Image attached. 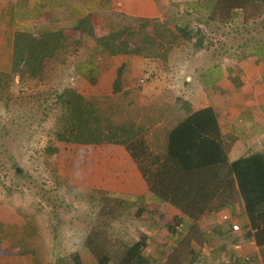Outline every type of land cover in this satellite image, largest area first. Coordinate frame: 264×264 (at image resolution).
<instances>
[{"label":"trees","instance_id":"trees-1","mask_svg":"<svg viewBox=\"0 0 264 264\" xmlns=\"http://www.w3.org/2000/svg\"><path fill=\"white\" fill-rule=\"evenodd\" d=\"M263 10L264 0H217L210 15L200 22L207 23L215 31L223 24H240L229 32L240 34L251 31L257 34L252 24L262 16ZM81 21L77 22L78 25ZM192 27H178L180 34L176 35L158 21L149 23L141 19L133 25H125L100 36L96 40V48L103 56L137 54L164 58L167 47L163 42H175L180 37L188 42L194 34L197 43L202 41V30H193ZM214 37L219 39V34L210 35L209 43L216 42ZM67 39L61 27L22 30L14 34L9 71L11 77L18 76L19 80L11 85L7 103L9 112L24 111V118L31 114H27L30 111L27 107L33 99H37V93H28L29 85L52 77L51 71H56L65 57ZM127 70L128 61L117 68L110 94L84 95L72 86L50 90L60 110L57 124L47 130H43L40 124L26 130L29 140L44 134L45 151L52 149L57 152L61 169L64 166L83 169L91 145L110 143L123 146L146 183L148 198L169 203L182 212V216H174L168 228L177 233L182 227L187 237L172 241L169 244L170 254L165 258L147 250L149 240L145 234L134 241L117 242L104 232L92 231L86 245L97 264L111 261L114 264H196L201 260L199 252L203 241L196 237V242L200 244L191 246L189 241L194 240L191 230L198 226L201 219L221 209L231 208L239 199L247 217V224L240 225L242 239L252 238L264 252V153H250L229 162L227 147L211 106L193 109L181 97H176L175 105L170 102L160 104L158 100L142 105L137 100L138 91L123 84V74ZM98 75L99 70L89 71L86 79L95 83ZM46 94L49 96L48 92ZM77 110L80 112L77 113ZM180 111L182 115L178 113ZM106 169L110 172L115 167ZM64 177L62 180L58 177L57 182L63 181L68 185L71 175ZM101 192L104 193V189ZM102 193L101 197L92 194L90 199L94 203L99 199L108 202V193ZM111 198L116 203H112L109 209H105L107 203H102L100 211L107 210L115 217L121 211L118 204H124L118 196ZM141 212L143 207L138 206L136 215L140 216ZM226 223L221 224L217 234L233 233L231 222ZM216 233H204L203 236ZM203 239L210 240L209 237ZM184 242L186 245L182 244ZM222 253L223 250L219 251L213 258L228 256L233 264L234 250L230 248ZM262 255L264 257V253ZM72 259L74 264H82L75 254Z\"/></svg>","mask_w":264,"mask_h":264},{"label":"crops","instance_id":"crops-1","mask_svg":"<svg viewBox=\"0 0 264 264\" xmlns=\"http://www.w3.org/2000/svg\"><path fill=\"white\" fill-rule=\"evenodd\" d=\"M216 1L0 0V69L8 70L11 65L16 32L61 27L73 47L72 56L76 58L70 57L72 65L76 66L73 79L81 93L83 85H89L86 74L99 70L95 85L84 93L110 94L117 68L128 61L123 82L131 81L130 72L131 75L142 73V105L154 100L175 105L176 97H181L193 109L211 106L227 147L229 162L250 153H264V33L232 34L224 32L222 27L215 31L202 23ZM141 19L149 23L158 21L176 35L180 34L178 27L192 25L193 30H202L203 39L197 43L194 34L188 42L182 37L175 42H163L167 47L164 58L137 54L103 56L97 52L96 40L100 36ZM212 34H219L222 40L209 43ZM228 40L231 42L225 44ZM102 58L106 63L101 62ZM150 79L153 80L145 82ZM178 113L182 115L181 111ZM126 156L131 159L129 154ZM150 202L148 207L143 206V217L149 218L152 212L160 213L159 209L182 216V212L169 203L159 199H150ZM41 207L42 204L35 210L0 201V264H74V254L82 264H97L86 245L92 232L88 227L92 223L77 221L70 224L76 235L66 242L65 237H70L71 233L63 230L61 225L46 221V210ZM221 210L231 216L237 214L241 226L247 224L241 199L231 208ZM143 232L148 239L152 237L147 230ZM127 236L121 232L118 241L131 240ZM138 238L135 236L132 241ZM242 242L247 246L239 250L234 249L235 243L232 244L233 264H244L246 255L249 260L253 259L251 264L255 260V264H264L262 249L247 240L241 239L237 243L242 246Z\"/></svg>","mask_w":264,"mask_h":264},{"label":"rangeland","instance_id":"rangeland-1","mask_svg":"<svg viewBox=\"0 0 264 264\" xmlns=\"http://www.w3.org/2000/svg\"><path fill=\"white\" fill-rule=\"evenodd\" d=\"M261 14V17L256 18V23L252 24L259 34L264 33V21L261 22L264 20V10ZM239 26L240 24H223L216 29L222 27L224 32L230 33L229 31ZM218 38L220 39V37ZM219 39L214 37L216 42ZM230 42L231 40H228L226 43L229 44ZM69 43L67 40L63 62L56 71H51L52 77L43 82L30 83L28 93L36 92L37 99H33V102L28 105L27 109H30V111L27 114H31L26 115V118H24V111L12 113L9 112L7 107L11 85L19 80L18 76L11 77L10 66L8 70L7 68L0 69V201L28 206L35 210L40 209L39 206L42 204L41 209L46 210L45 220L54 222L56 226L61 225L60 227L63 230L67 229L71 233L68 238L64 236L66 242L70 238H75L76 230L74 231L73 225L70 224L77 221L92 223L88 230L93 231L95 229V232L98 230L104 232L103 234L113 237L117 242L118 234L120 235L121 232L129 235L127 237L132 240L135 236L140 237L144 233L143 231L147 230L152 236L148 239L147 250L155 256L161 255L165 258L170 254L169 244L172 243V240L186 238L187 235L182 227L178 229L177 233L170 231L168 225L172 222L174 216L164 209H159L160 213L152 212L149 218L143 217V212L139 214L140 216L136 215L135 210L138 206L148 207L151 202L146 191V183L134 162L126 156L128 152L123 146L110 143L91 145L87 150L83 169L75 170L67 166L61 169L57 152L52 149L45 151L44 134L40 138H32L31 140L26 135L28 127H38V124H40L43 130H47L57 124L60 110L56 107L55 96L53 91L50 92V90H61L65 86L76 88L73 79L74 64L71 59L73 58V47ZM105 60L102 58L101 62L106 63ZM102 70L104 69L102 68ZM130 77L131 81L123 82V84L138 91L137 100L142 104V73L138 72L136 75H131L130 72ZM151 80L153 79L145 82ZM88 82V87L83 85L82 94L84 95H89L90 92H84H88L90 86L95 85L89 80ZM37 90H40V92H37ZM46 92L49 93V96H46ZM79 112L80 110H77V113ZM17 167L19 171L16 170ZM108 167H115V170L108 172L106 169ZM67 174L71 175L68 185L64 184L63 181L58 183V177L62 180ZM102 189H104V193L101 192ZM101 193L104 195L108 193V202L99 199L94 203L90 199L92 194L100 196ZM116 196H118V199L123 200L124 204H118L121 205L119 215L112 217L107 210L100 211L102 203H107L105 209H109L108 207L112 203H116V200L111 198ZM223 211L226 210L216 211L209 217L201 219L198 221V226L191 230V237L194 239L189 241L191 246L200 244L196 242V237L203 241L199 252L201 260L196 264H231V261L219 262L213 258V255H217L219 251L223 250L222 254L229 251L233 243L242 239L241 230L231 234L216 233L217 229L220 226L222 227L221 224L227 225V221L221 220ZM233 216V221L240 224L237 214ZM145 220L148 225H145L146 227L143 226ZM212 232L217 235L203 236L204 233ZM203 237H209L210 240L204 241ZM185 243L182 244L186 245ZM245 243L242 242V248ZM220 257L217 256V259H220ZM251 263H253V259L249 262L245 261L244 264Z\"/></svg>","mask_w":264,"mask_h":264},{"label":"built area","instance_id":"built-area-1","mask_svg":"<svg viewBox=\"0 0 264 264\" xmlns=\"http://www.w3.org/2000/svg\"><path fill=\"white\" fill-rule=\"evenodd\" d=\"M221 220L222 221H227V222H231V232H233V233H236V232H239L241 229V227H240V224H238L237 222H235V221H233V219H232V216L230 215V213H228V212H222V214H221ZM248 241V243H251V244H254V245H256L255 244V241L251 238V239H248L247 240ZM233 247H234V249H236V250H239V249H241L240 247H241V244H239V243H235L234 245H233ZM244 259H245V261H247V262H249L250 260H249V257L246 255V256H244ZM216 261H219V262H222V261H225V262H229L230 261V258L227 256H224L223 258H220V259H216ZM224 262V263H225ZM231 263V262H230Z\"/></svg>","mask_w":264,"mask_h":264},{"label":"water","instance_id":"water-1","mask_svg":"<svg viewBox=\"0 0 264 264\" xmlns=\"http://www.w3.org/2000/svg\"><path fill=\"white\" fill-rule=\"evenodd\" d=\"M16 170L19 171V168L17 167Z\"/></svg>","mask_w":264,"mask_h":264}]
</instances>
